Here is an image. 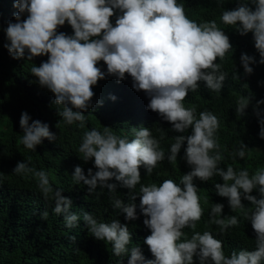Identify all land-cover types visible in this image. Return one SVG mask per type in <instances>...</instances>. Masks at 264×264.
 I'll return each instance as SVG.
<instances>
[{
	"label": "clouds",
	"instance_id": "clouds-1",
	"mask_svg": "<svg viewBox=\"0 0 264 264\" xmlns=\"http://www.w3.org/2000/svg\"><path fill=\"white\" fill-rule=\"evenodd\" d=\"M13 7L18 11L13 14L15 22L9 21L4 29L10 42L4 47L14 59L48 56L30 71L40 86L55 95L53 103L63 105L57 113L68 125L79 122L80 127L84 126V113L92 106V86L106 76H115L120 82L127 73L133 89L150 97L147 109L170 122L175 132L192 130L190 135L175 137L167 157L148 127L136 131L130 141L114 134L109 127L103 133L92 129L84 134L79 152L85 162L94 158L97 171L93 173L89 168L85 175L80 165L75 166V183L87 185L89 194L98 185L111 193L116 191L117 184L109 181L115 178L129 190L132 201L140 197L143 223L151 230L144 243L154 259H146L137 246L130 250L128 264H195L194 256L199 264H264V170L250 176L247 169L219 167L223 155L216 138L218 117L205 110L197 118V109L183 104L189 91H196L201 81L216 92L224 85L227 73L215 61L217 57L223 60L232 44L216 22L197 23L189 19L184 5L177 0H14ZM25 13L28 15L22 19ZM114 15L115 26L110 20ZM221 19L226 25L236 26L241 36L253 34L251 43L259 53L258 63L264 64V0H237V7L225 10ZM66 22L74 30L72 35L58 31ZM99 61L107 65V72L97 66ZM240 62L246 75L253 73L250 65L257 63L254 56L241 53ZM250 101L251 95L237 101L236 113L240 117L246 115ZM261 104L264 100L253 106L258 117ZM258 122L259 137L264 139V118ZM19 125L23 132L20 143L32 151L44 138L57 139L47 123L33 120L26 111L21 113ZM185 141L183 158L191 170L182 176L180 184L171 179L159 185L141 183V166L151 175L165 158L175 163ZM246 148L242 143L234 156L243 159ZM13 172L33 173L44 198L54 199L53 211L63 214L66 227L78 224L80 217L71 211L72 200L63 196L62 190L53 189L48 173L36 171L25 161L18 162ZM214 175L223 180L214 185L216 193L228 199L233 212L245 208L243 200L255 206L254 210L243 212L256 233L254 250L241 249L226 256L223 241L207 230L203 234L194 231L190 239L181 242L183 229L194 230L204 212L194 178L209 181ZM138 184L137 193L133 190ZM254 189L259 198L251 194ZM113 208L123 212L126 220L138 218L135 203L125 204L114 198ZM223 208L222 203H215L210 212L209 222L219 226L218 235L240 223L236 215L217 218L222 216ZM47 215L46 211L42 214L43 218ZM83 222L95 239L111 243L114 255L129 252L132 233L127 224L117 219L98 222L89 212L83 213Z\"/></svg>",
	"mask_w": 264,
	"mask_h": 264
},
{
	"label": "trees",
	"instance_id": "trees-1",
	"mask_svg": "<svg viewBox=\"0 0 264 264\" xmlns=\"http://www.w3.org/2000/svg\"><path fill=\"white\" fill-rule=\"evenodd\" d=\"M13 3L14 0H0V264H128L130 250L137 246H140L146 259H154L149 246L144 243L151 230L143 223L145 216L139 207V196L132 201L129 190L120 186L115 178L109 181L117 184L116 191L111 193L98 185L96 191L89 194L87 185L75 183L72 175L75 166L80 165L85 175L89 168L93 169V173L97 171L94 158L88 162L83 161L79 147L84 134L92 129L103 133L105 127H109L114 134L130 141L135 138L136 131L148 127L152 136L160 141V147L167 157L175 137L190 135L191 128L185 133L175 132L170 122L157 112L147 109L150 97L145 92L133 89L132 78L127 73L126 78L120 82H117L115 76H106L92 86L94 96L92 106L84 113V126L80 127L79 122L68 125L57 113V110L62 111L63 105L53 103L55 95L40 86L38 78L30 71L33 66H40L48 56H35L32 60L14 59L4 47L10 43L4 29L9 21L15 22L13 14L18 11ZM177 3L183 4L187 17L197 23L215 21L232 44V49L225 54L224 59L217 57L215 61L227 73L221 91H211L201 81L196 91H189L183 101L184 106L195 107L197 118L205 110L218 117L220 127L216 138L223 155L219 167L226 170L231 165L237 171L247 169L250 176L257 170H264V139L259 137L258 122L264 118V104L259 106V117L253 109L256 101L264 100V64L258 63L259 53L254 42L251 43L253 34L249 32L241 36L236 26L226 25L221 19L225 10L237 7V0H177ZM251 6L254 9L255 6ZM27 15L25 13L22 19ZM110 20L115 26L116 16ZM58 31L72 35L74 30L66 22L58 27ZM241 53L255 57L257 63L250 65L253 68L252 74L244 73L240 62ZM97 66L107 72V65L103 61H99ZM249 95L251 101L245 110L246 115L240 117L236 113L237 101ZM24 111L33 120L47 123L50 131L57 134L56 141L44 138L35 151L20 143L23 132L19 120ZM242 143L248 147L243 159L234 156ZM186 147L185 141L177 161L170 163L165 158L151 175H147L146 169L141 166V183L159 185L163 180L171 179L180 184L182 176L191 170L183 158ZM23 161L36 171L48 173L53 189L62 190L61 194L72 200L71 211L80 217L75 227H66L63 214L53 211L54 199L44 198L38 187V178L33 173L13 172L17 163ZM193 182L198 187L200 205L204 212L194 230L183 229L185 235L181 237V242L190 239L194 231L203 234L207 230L223 241L226 256L241 249L254 250L256 233L251 222L244 218L243 212L254 210L255 206L243 200L245 208L233 212L228 199L216 193L214 185L223 183L218 175L209 181L194 178ZM139 187L138 184L133 191L138 193ZM251 194L259 198L258 190L254 189ZM114 198L121 199L125 204L135 203L138 218L126 220L123 212L113 208ZM215 203L224 205L222 216L217 218L236 215L240 220L238 226L229 228L223 235H218V225L209 222L211 208ZM45 211L48 215L43 218ZM84 212L92 214L98 222L110 223L117 219L121 224H127L132 233V241L127 246L129 252L116 256L111 243L95 239L83 222ZM194 262L199 264L195 256Z\"/></svg>",
	"mask_w": 264,
	"mask_h": 264
}]
</instances>
